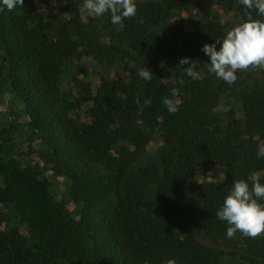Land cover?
<instances>
[{"label":"trees","instance_id":"1","mask_svg":"<svg viewBox=\"0 0 264 264\" xmlns=\"http://www.w3.org/2000/svg\"><path fill=\"white\" fill-rule=\"evenodd\" d=\"M61 1L69 5L70 17L57 28L35 0H24L14 11L0 4V47L6 80L25 105L29 131L44 147L40 159L71 182L69 196L79 216L67 220L65 206L54 201L41 172L23 166L0 144V204L27 227V236L17 227L0 230V264H163L167 259L264 264V233L228 238L227 223L216 216L235 180L259 172L264 184V158L256 155L264 142V67L237 71L232 85L210 73L202 47L228 31L216 19L198 21L191 31L161 30L175 11L202 0L135 1L137 13L124 20L121 31L110 14L95 19L85 14L84 21L83 0ZM230 2L244 22L249 10L240 0ZM206 5L209 9L212 0ZM252 16L264 20L255 10ZM105 36L111 44L103 42ZM83 55L103 66L129 58L130 75L102 79L95 94L81 83L78 103L70 102L58 80ZM184 57L195 62L199 79L184 74ZM145 67L151 80L138 75ZM172 88L179 90L177 97ZM137 97L141 104L151 100L140 115ZM165 97L177 102L175 114L162 103ZM224 98L241 103L242 119L232 117L223 125L214 117ZM82 106H88L85 125L72 116ZM154 134L167 152L157 162L133 167ZM210 165L223 168L224 179L196 182Z\"/></svg>","mask_w":264,"mask_h":264},{"label":"rangeland","instance_id":"2","mask_svg":"<svg viewBox=\"0 0 264 264\" xmlns=\"http://www.w3.org/2000/svg\"><path fill=\"white\" fill-rule=\"evenodd\" d=\"M144 1V0H135ZM159 1V0H152ZM202 0L199 6L186 5L173 13L167 27L162 31L170 29L173 31L176 27L185 31H191L198 21H208L216 19L220 24L230 30L234 26L242 23L234 7H231L230 0H212V5L207 8L206 2ZM37 10L48 20H51L55 28L62 20L70 17V7L61 0H35ZM80 5V15L85 21L86 13ZM5 53L0 47V144L10 150V155L18 159L25 167L37 169L41 172V177L50 183V193L55 202L62 203L65 206L66 218L69 221L78 219L79 209L71 201L69 189L71 182L63 176H55L49 166L45 165L40 155L44 151L40 141L32 135L28 129V117L25 111V105L14 94L8 81L6 80ZM132 63L129 58L117 60L111 66L98 64L92 57L80 56L71 61L66 66L59 77L58 86L66 100L77 104L81 95V83L89 85L93 94L100 87V82L104 80H113L116 78L127 79L130 75ZM261 66H252L251 71H258ZM205 73L203 72L202 75ZM233 111V115H232ZM72 116L80 124H87L89 120L88 106H82L74 110ZM214 117L222 121L223 125L232 117L242 119L241 103L232 98H224L215 111ZM167 147L159 134H154L146 151L134 163L133 167L147 165L157 162L165 153ZM225 171L221 167L207 166L202 173L195 178L196 182H219L224 179ZM1 186V180H0ZM17 227L19 231L27 236V227L19 222L12 208L0 204V230L6 231ZM56 264H68L59 260Z\"/></svg>","mask_w":264,"mask_h":264},{"label":"clouds","instance_id":"3","mask_svg":"<svg viewBox=\"0 0 264 264\" xmlns=\"http://www.w3.org/2000/svg\"><path fill=\"white\" fill-rule=\"evenodd\" d=\"M0 4L8 11H14L18 6L23 7L24 0H0ZM240 4L249 10L245 13L247 19L227 31L222 40H216L213 44H204L202 51L209 56L208 71L232 85L238 80L237 71L250 70L252 66L264 67V20L255 19L252 10L258 16L264 17V0H240ZM83 9L87 16L95 19L110 14L111 23L118 25L117 31L124 28V20L132 18L137 13L135 0H83ZM3 8L0 7V11ZM103 42L111 44V37L105 36ZM220 44L219 50L216 44ZM180 65H187L183 69L184 74L192 79H199L200 73L196 71L195 62L189 58L180 59ZM138 75L143 80H151L152 72L147 67L141 68ZM183 78L179 83L183 84ZM177 88L171 89L172 97L178 96ZM135 103L138 115L143 113L145 107L151 104L150 99H145L141 104L139 97ZM162 103L169 113L178 111L177 102L168 97L163 98ZM256 155L264 158V142L260 143ZM264 184L261 183V174L252 172L247 179H238L233 182L229 194L224 198L222 207L217 211L219 220L227 223L226 235L234 238L237 232L245 237L262 238L264 233ZM144 264H149L145 260ZM163 264H177L175 259H167Z\"/></svg>","mask_w":264,"mask_h":264}]
</instances>
